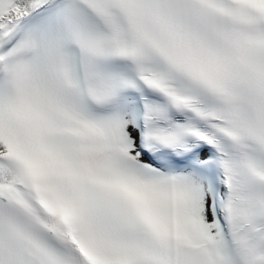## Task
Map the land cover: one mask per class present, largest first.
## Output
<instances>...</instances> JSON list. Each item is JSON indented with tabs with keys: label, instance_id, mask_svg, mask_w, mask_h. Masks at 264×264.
Masks as SVG:
<instances>
[{
	"label": "snow or ice",
	"instance_id": "1",
	"mask_svg": "<svg viewBox=\"0 0 264 264\" xmlns=\"http://www.w3.org/2000/svg\"><path fill=\"white\" fill-rule=\"evenodd\" d=\"M0 264H264V0H0Z\"/></svg>",
	"mask_w": 264,
	"mask_h": 264
}]
</instances>
